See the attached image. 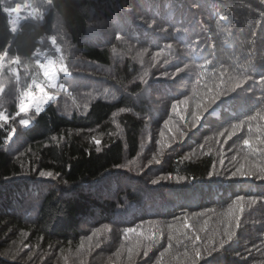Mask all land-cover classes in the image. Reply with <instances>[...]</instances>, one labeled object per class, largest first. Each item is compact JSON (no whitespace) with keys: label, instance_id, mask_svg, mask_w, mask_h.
<instances>
[{"label":"trees","instance_id":"1","mask_svg":"<svg viewBox=\"0 0 264 264\" xmlns=\"http://www.w3.org/2000/svg\"><path fill=\"white\" fill-rule=\"evenodd\" d=\"M25 2L0 0V264H264V0ZM51 43L86 78L19 111Z\"/></svg>","mask_w":264,"mask_h":264},{"label":"rangeland","instance_id":"2","mask_svg":"<svg viewBox=\"0 0 264 264\" xmlns=\"http://www.w3.org/2000/svg\"><path fill=\"white\" fill-rule=\"evenodd\" d=\"M29 2V0H26ZM25 2V3H26ZM119 11H124L119 9ZM7 13L9 17L10 29L12 32L17 31L18 23L22 19V15L29 14L32 16H37L40 11L36 6H30L28 4L17 5L16 7H7ZM124 14H126L124 12ZM52 44V50L59 52L58 55H53L52 53H45L39 51L36 55V67L25 65V70L20 69V61H16L14 64L17 66L16 70L12 72L14 74L15 80L17 82L22 81L25 76H30V80L28 81L27 90H24L23 95L20 100V104L18 105L19 111L34 109L36 111L40 110L44 103L49 99H54L57 97L58 93L61 89H63V85L65 83L80 82L81 79L78 78H86L78 73L82 71L81 63L75 60L73 57L70 58V67L73 68L77 75H70L67 73L66 76H63L62 73L65 72V57L62 56V52L59 46L56 44ZM14 66V65H13ZM27 67V69H26ZM68 67V66H67ZM104 71L111 74V67L104 66ZM70 70V69H69ZM70 73V71H69ZM1 74V73H0ZM24 76V77H23ZM79 76V77H76ZM90 76V74L88 75ZM95 83L98 81L95 79ZM87 83H92L89 78ZM6 85H2L0 89L5 90ZM66 89V88H65ZM91 90V89H90ZM7 93V92H6ZM5 93V95H6ZM4 95V96H5ZM85 96V94L83 95ZM147 134H143L142 141L146 140Z\"/></svg>","mask_w":264,"mask_h":264},{"label":"snow or ice","instance_id":"3","mask_svg":"<svg viewBox=\"0 0 264 264\" xmlns=\"http://www.w3.org/2000/svg\"><path fill=\"white\" fill-rule=\"evenodd\" d=\"M181 103H183V102H181ZM177 107H178V105H177V104H174V105L172 106L173 111H177ZM167 123H168V121L165 122V124H167ZM233 129H234V130H238V129H239V125H234V126H233ZM228 134L231 135V133H228ZM243 143H244L245 145H247V144L250 143V141H249V139H245V140L243 141ZM210 174H211V173H210ZM41 175H45V173L42 172ZM48 175L50 176L51 173H48ZM233 175H236V173H233ZM241 175H244V173H241ZM238 199H242V198H238ZM126 231H127V230H126ZM226 235H227L228 239H231V233H230V232H227ZM199 255H200V253H199V251L197 250V251H196V256L199 257Z\"/></svg>","mask_w":264,"mask_h":264}]
</instances>
